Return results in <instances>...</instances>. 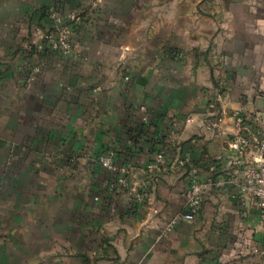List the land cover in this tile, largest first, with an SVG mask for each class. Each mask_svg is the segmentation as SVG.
Wrapping results in <instances>:
<instances>
[{
  "label": "crops",
  "instance_id": "crops-1",
  "mask_svg": "<svg viewBox=\"0 0 264 264\" xmlns=\"http://www.w3.org/2000/svg\"><path fill=\"white\" fill-rule=\"evenodd\" d=\"M50 10L76 17L67 56L47 51ZM262 99L264 0H0V264H259V211L235 184L166 225L190 170L233 174L232 114L253 121Z\"/></svg>",
  "mask_w": 264,
  "mask_h": 264
},
{
  "label": "built area",
  "instance_id": "built-area-1",
  "mask_svg": "<svg viewBox=\"0 0 264 264\" xmlns=\"http://www.w3.org/2000/svg\"><path fill=\"white\" fill-rule=\"evenodd\" d=\"M49 17L54 22L56 35H45V39L48 41L51 49L67 56L72 50V27L70 22L74 21L76 17L74 14H70L64 20V18L60 17L52 10L49 11ZM208 107L210 109L215 108L213 103H209ZM232 118L234 122V132L229 141V147L234 152V160L231 163L235 165L233 174L227 179L215 180L213 177L208 176L201 180L197 169L194 168L190 170L189 188L185 194L183 210L170 220L166 225V230H171L180 220H194L204 194L211 187L235 184L238 187L240 196L254 199L259 211V222L264 238V115H256L253 119L256 125V130L254 132L244 127L243 122L246 118L240 111L233 112ZM223 120L224 118L222 116H215L205 121L207 126L218 129ZM163 161L164 155L161 151L153 154L145 168L148 179H145L139 184L138 190L134 196L135 202H144L147 192L150 189L149 180L152 178L150 174L158 169ZM185 161H187V159H179L177 160V165L182 166ZM97 162L102 168L115 176L112 186L115 184L127 186L129 184V165H118L110 154L100 155ZM255 252L260 256L259 264H264V241L255 248Z\"/></svg>",
  "mask_w": 264,
  "mask_h": 264
},
{
  "label": "trees",
  "instance_id": "trees-1",
  "mask_svg": "<svg viewBox=\"0 0 264 264\" xmlns=\"http://www.w3.org/2000/svg\"><path fill=\"white\" fill-rule=\"evenodd\" d=\"M47 51H52V52H56V50H51V47L49 46L48 47V50ZM244 127L247 129V130H250V131H255L256 130V125L255 123L251 120V119H245L244 122Z\"/></svg>",
  "mask_w": 264,
  "mask_h": 264
},
{
  "label": "water",
  "instance_id": "water-1",
  "mask_svg": "<svg viewBox=\"0 0 264 264\" xmlns=\"http://www.w3.org/2000/svg\"><path fill=\"white\" fill-rule=\"evenodd\" d=\"M260 108H264V99H262L261 101H259V105Z\"/></svg>",
  "mask_w": 264,
  "mask_h": 264
}]
</instances>
